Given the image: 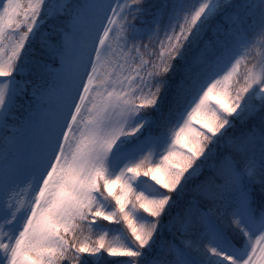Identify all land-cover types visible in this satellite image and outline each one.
I'll return each mask as SVG.
<instances>
[{"label": "snow or ice", "instance_id": "obj_1", "mask_svg": "<svg viewBox=\"0 0 264 264\" xmlns=\"http://www.w3.org/2000/svg\"><path fill=\"white\" fill-rule=\"evenodd\" d=\"M105 256L264 264V0H0V264Z\"/></svg>", "mask_w": 264, "mask_h": 264}, {"label": "trees", "instance_id": "obj_2", "mask_svg": "<svg viewBox=\"0 0 264 264\" xmlns=\"http://www.w3.org/2000/svg\"><path fill=\"white\" fill-rule=\"evenodd\" d=\"M162 2H163V0H147V5H159V4H161ZM169 2H170V0H169ZM49 23H51V21H49ZM137 23H138V22H137ZM143 43H146V44H149V43H150V45H151L152 47L155 46V41H153V42H149V40H148L147 37L144 38ZM156 50L159 51L158 48H157ZM146 58H147V57H146ZM196 126H197V127H200L199 124H197ZM141 179H145V180H147L148 178H146V177H141ZM149 183H151V182L149 181ZM161 191H164V190L161 189ZM141 214H142V215H146V214H143V213H141ZM148 219H151V217H148ZM116 261H121V259H113L112 257H107V256H105V264H116ZM64 264H67V261H65Z\"/></svg>", "mask_w": 264, "mask_h": 264}, {"label": "rangeland", "instance_id": "obj_3", "mask_svg": "<svg viewBox=\"0 0 264 264\" xmlns=\"http://www.w3.org/2000/svg\"><path fill=\"white\" fill-rule=\"evenodd\" d=\"M249 35L251 36V33H249ZM150 181V180H149ZM151 183H154L152 181H150ZM158 187V186H157ZM102 223H106V222H102ZM107 227H118V226H115V225H106ZM126 231V230H125ZM85 235H88L87 232L85 231ZM83 237H80V239H82ZM96 238L95 234L92 235L91 239L94 241ZM111 238V237H109ZM129 241H131V237L129 236L128 237ZM113 258V257H112ZM113 259H121V260H127L128 258H124V257H114Z\"/></svg>", "mask_w": 264, "mask_h": 264}]
</instances>
